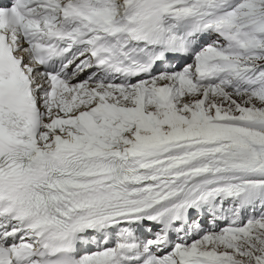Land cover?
I'll use <instances>...</instances> for the list:
<instances>
[{
	"label": "snow or ice",
	"instance_id": "1",
	"mask_svg": "<svg viewBox=\"0 0 264 264\" xmlns=\"http://www.w3.org/2000/svg\"><path fill=\"white\" fill-rule=\"evenodd\" d=\"M0 264H264V0H0Z\"/></svg>",
	"mask_w": 264,
	"mask_h": 264
}]
</instances>
